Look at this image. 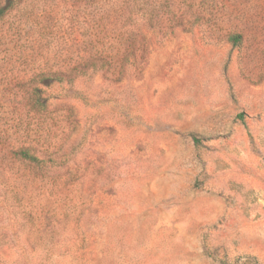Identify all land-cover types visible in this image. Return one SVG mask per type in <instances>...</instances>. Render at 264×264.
<instances>
[{
  "label": "rangeland",
  "instance_id": "374dc122",
  "mask_svg": "<svg viewBox=\"0 0 264 264\" xmlns=\"http://www.w3.org/2000/svg\"><path fill=\"white\" fill-rule=\"evenodd\" d=\"M94 45L105 70L42 80ZM0 264H264V0H14Z\"/></svg>",
  "mask_w": 264,
  "mask_h": 264
},
{
  "label": "trees",
  "instance_id": "16d2710c",
  "mask_svg": "<svg viewBox=\"0 0 264 264\" xmlns=\"http://www.w3.org/2000/svg\"><path fill=\"white\" fill-rule=\"evenodd\" d=\"M13 5H14V0H0V19L4 18L7 15L8 11L12 8ZM101 31H103V29ZM136 33H137V31L135 29H127V30L122 32L123 36H128L129 38L136 37ZM242 39H243V37L240 33H234V34L229 35V42L233 46L240 45L242 42ZM127 49H128V47H127ZM134 53L135 52H134V48H133L129 51L128 54H126V56L128 55L127 60H129L131 58V56L134 55ZM105 56H107V55H104V47L99 48V47L94 45L93 49H92V55H90V57H87V59L82 60L79 63H76V65H74L72 67L66 66V67H64V69H62L60 71L48 72L46 74L44 73L42 75V80L43 81H49V82H58V83H63L65 81L72 82V77L74 76V74H73L74 72H76L75 75L76 74L77 75H86L88 73V71H90L91 69L99 70V71L105 70L106 66L104 65V63L102 64V66L100 68L96 69L97 60H103V62H104V60L106 59ZM195 141L199 142V140L197 138H195ZM16 153L21 159L26 160V161L33 163V164H36V165L45 164L47 162L45 160V157L43 158L37 150L32 149L31 147H20ZM46 238H45L44 242H46V240H47L48 244H51V245H49V246H51L50 248H55L52 246H55V244H57L58 241L54 237V234L52 233V236L50 235V236H47ZM68 239L70 240V242L72 244L73 243V236L69 237ZM52 244H54V245H52ZM62 247L68 248L71 251V253H70L71 255H73V254H83L84 255L87 251L94 249L91 246H87L85 244L80 245V246L79 245H70V246H62ZM60 248L61 247H56V249H60ZM73 260H75V257L73 258Z\"/></svg>",
  "mask_w": 264,
  "mask_h": 264
}]
</instances>
